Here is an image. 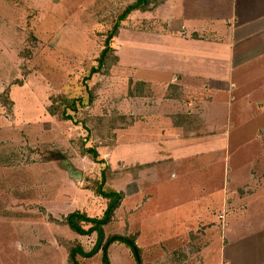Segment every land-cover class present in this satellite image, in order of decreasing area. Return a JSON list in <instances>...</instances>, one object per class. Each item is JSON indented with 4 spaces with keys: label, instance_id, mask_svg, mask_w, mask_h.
<instances>
[{
    "label": "rangeland",
    "instance_id": "374dc122",
    "mask_svg": "<svg viewBox=\"0 0 264 264\" xmlns=\"http://www.w3.org/2000/svg\"><path fill=\"white\" fill-rule=\"evenodd\" d=\"M132 1L0 0V264H68L70 245L90 251L97 235L77 236L63 221L74 212L90 218L103 215L107 200L94 193L93 185L105 168L109 171L102 191L120 193L124 199L103 229L102 242L136 235L142 264H177L186 247L198 246L189 243L197 240L190 237L198 231L195 226H203V264H216L222 230L219 225L216 233H209V223L221 216L232 226L241 225L249 221L238 220L262 212L264 71L259 73L256 62L235 73L241 81L246 70L243 85L217 96L225 148L200 161L174 163L178 168L154 167L159 183L134 186L132 173L122 170L126 162L116 159V149L122 147L115 144L139 140L126 133L130 118L118 114L130 109L122 100L131 94V76L116 63L129 57L132 34L115 39L110 68L86 79L98 67L107 33ZM156 6L123 23L124 30H144L159 12L172 15ZM63 99L76 101L70 121L60 119ZM83 148L94 149L104 163L90 161ZM137 188L142 191L134 195ZM231 194L239 203H230L232 212L223 211L234 199ZM106 256L105 262L100 250L91 259L76 256V261L137 264L122 242L113 243Z\"/></svg>",
    "mask_w": 264,
    "mask_h": 264
},
{
    "label": "crops",
    "instance_id": "0c3cea01",
    "mask_svg": "<svg viewBox=\"0 0 264 264\" xmlns=\"http://www.w3.org/2000/svg\"><path fill=\"white\" fill-rule=\"evenodd\" d=\"M162 8L172 15L149 13L156 22L149 21L145 31L140 27L126 31L122 24L116 38L123 40L126 32L132 34L129 57L116 63L131 76V94L122 100L130 109L118 114L130 118L126 133L132 132L133 137H128L143 141L115 144L123 150L116 149V159L126 162L122 170L129 169L137 187V182L159 183L152 174L156 166L164 169L168 164L200 161L225 148L217 96L227 95L247 81L246 70L241 81L234 77L245 63L252 66L256 62L259 73L261 68L264 71V0H165L155 7ZM143 13L148 12H135L130 19ZM145 169L150 173L143 175L140 170ZM141 191L137 188L132 193ZM231 195L234 199L226 201L223 211L238 202ZM261 211L238 220L249 221L241 225L232 226L221 216L217 223H209V233H216L219 225L222 230L216 264H264V206ZM202 227L195 226L197 233L191 231L190 235L197 240L189 243L197 248L186 247L177 264H203Z\"/></svg>",
    "mask_w": 264,
    "mask_h": 264
},
{
    "label": "trees",
    "instance_id": "16d2710c",
    "mask_svg": "<svg viewBox=\"0 0 264 264\" xmlns=\"http://www.w3.org/2000/svg\"><path fill=\"white\" fill-rule=\"evenodd\" d=\"M164 0H133L127 6H125L124 10L120 13L118 18L116 19L115 23H113L112 29L107 33L102 51L97 59L98 67L96 69H91L90 75L86 79L89 80L92 74L99 72L101 69H107L114 64V60H109V57L113 54V49L115 45V39L118 36V32L121 29V24L127 22L131 16L135 12H144L148 11V7L155 6L162 3ZM88 95V103L92 102V93L89 91ZM79 101V100H78ZM82 104V101H80ZM87 103V104H88ZM64 104V107H63ZM76 101L73 99L71 101L63 99L61 102V108L59 109V113L61 115L60 119L63 121H70L71 115L76 110ZM67 110L70 113L65 112ZM87 138V137H86ZM83 153L85 156L87 155L90 161L95 164H103L104 161L100 158L99 154L92 148L85 149L83 148ZM109 169L105 168L100 173V178L94 182L93 191L97 196H100L103 199L107 200V207L103 213V215L99 218L93 217L90 218L86 214L80 212H74L69 214L63 221V225L68 227V229L76 234L77 236L81 237H89L94 233L97 235V242L95 243L94 247L88 251L84 252L83 249L78 246H72L69 248L68 252V264H79L76 261V256H80L82 259L87 260L94 257L96 254L99 253L101 250L104 255V261H107L106 252L107 249L116 242H122L128 245L129 249L131 250L132 254L136 258L137 264H142L140 260V249L136 246L135 237L130 238H122L118 236L110 237L106 240L103 244L104 233L103 229L110 224L112 217L115 214V211L120 205L122 200V196L120 193L114 192H104L102 191V187L105 185V179L107 176V172Z\"/></svg>",
    "mask_w": 264,
    "mask_h": 264
}]
</instances>
